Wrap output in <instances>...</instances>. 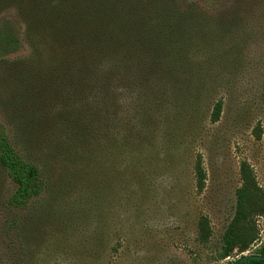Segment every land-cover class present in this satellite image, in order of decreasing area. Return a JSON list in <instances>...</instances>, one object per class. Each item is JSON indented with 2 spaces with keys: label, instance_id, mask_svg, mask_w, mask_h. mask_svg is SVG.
Wrapping results in <instances>:
<instances>
[{
  "label": "rangeland",
  "instance_id": "1",
  "mask_svg": "<svg viewBox=\"0 0 264 264\" xmlns=\"http://www.w3.org/2000/svg\"><path fill=\"white\" fill-rule=\"evenodd\" d=\"M88 1L0 0V125L45 177L38 196L8 209L15 186L0 169V264L254 255L264 215L252 218L257 235L244 252L216 258L241 162L264 190V0H92L73 14ZM96 16L113 24L110 47L81 44L88 61L63 66L50 27ZM199 216L210 229L203 245Z\"/></svg>",
  "mask_w": 264,
  "mask_h": 264
},
{
  "label": "trees",
  "instance_id": "2",
  "mask_svg": "<svg viewBox=\"0 0 264 264\" xmlns=\"http://www.w3.org/2000/svg\"><path fill=\"white\" fill-rule=\"evenodd\" d=\"M93 3L94 1L92 0L88 1V8L78 6L73 14L95 7V3ZM56 14L61 15L69 13L63 12ZM95 19H97V16L87 21L82 19L69 21L68 19L66 22L60 24L56 23L53 27H50L49 38L52 39L54 46L58 47L59 53L62 54L63 66H71V61H75L81 66V62L84 63L88 61H86V58H88L85 57L86 53L81 51V44L85 43L86 46H90L91 49L92 47H110V36L115 32L111 28L113 24H109L107 20L103 21L102 19L97 22ZM61 36H66L70 41H73V43L75 42V44L65 45V43L61 41ZM113 39L112 36V40ZM50 48L51 44L49 46V49ZM65 49H69V56L65 54ZM16 50L13 48V50H9V52H15ZM53 58V55L48 57L47 64L55 66ZM99 59L101 58L93 56L92 63ZM113 60L116 59L114 58ZM92 67H94V65H92ZM69 68L70 67H67V69ZM220 111L221 102L218 100L215 101L211 107L209 121L212 123L217 121ZM3 130V127L0 125V169L15 186V189L2 202V207L8 209H22L32 197L40 194L44 187L45 177L37 162L21 158L8 141ZM192 174L194 189L197 193H200L203 189L205 174L199 155H196L193 160ZM238 174L240 185L234 191L232 217L220 235L219 248L216 254L218 260L228 258L232 254L244 252L248 246L255 241L257 235L252 218L264 215V190L256 186L252 173L245 162L240 163ZM209 236L210 229L208 221L204 216H199L196 222L195 239L198 243L203 245L208 241ZM254 255L260 258L246 259L239 264H264V242L255 250Z\"/></svg>",
  "mask_w": 264,
  "mask_h": 264
},
{
  "label": "water",
  "instance_id": "3",
  "mask_svg": "<svg viewBox=\"0 0 264 264\" xmlns=\"http://www.w3.org/2000/svg\"><path fill=\"white\" fill-rule=\"evenodd\" d=\"M260 258L257 255H241L240 258L234 263V264H239L240 262H243L246 259H258Z\"/></svg>",
  "mask_w": 264,
  "mask_h": 264
}]
</instances>
